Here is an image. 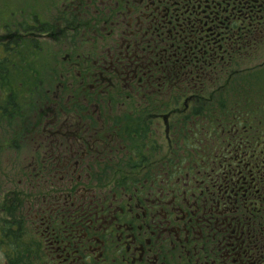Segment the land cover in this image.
<instances>
[{
	"label": "flooded vegetation",
	"instance_id": "flooded-vegetation-1",
	"mask_svg": "<svg viewBox=\"0 0 264 264\" xmlns=\"http://www.w3.org/2000/svg\"><path fill=\"white\" fill-rule=\"evenodd\" d=\"M37 4L0 264H264V0Z\"/></svg>",
	"mask_w": 264,
	"mask_h": 264
},
{
	"label": "rangeland",
	"instance_id": "rangeland-1",
	"mask_svg": "<svg viewBox=\"0 0 264 264\" xmlns=\"http://www.w3.org/2000/svg\"><path fill=\"white\" fill-rule=\"evenodd\" d=\"M32 5H33V10L29 8ZM30 12H34V13L39 12L37 0H0V34H3L4 32H7L9 30L15 31V32H17V30L20 31V29L22 30L24 25L19 24V23H22L23 20L28 19ZM19 52L25 53L23 49L19 50ZM31 57L32 55H29V59H28L29 64H27L28 68H31V70L34 68L37 69L36 64L33 62V57L32 58ZM11 59L15 62L20 61L21 59L20 53H18L15 56L13 55ZM13 76L14 75H12V77ZM0 100H1V97H0ZM34 112L35 111L26 113V110H25L23 118L16 119L15 121H13V123H11V125H8L6 120H4V119H7V117L1 116V113H0V182H1V185H2V182H5V177H11V178L13 177L14 184L18 182L19 178L22 177L21 171L23 170V167L25 165L24 164L25 160L27 161V159L25 158L27 156V149L24 148L21 152L20 151L16 152L15 150H9L8 146L17 144L18 140H20L21 138V135H20L21 133H18V130H20V127H21L19 126L20 123L21 122L23 123L25 121L23 120L24 118H26V120H28V118H31L33 121ZM32 121H30V123ZM15 125L16 127L13 128ZM29 144L32 145L31 142H29Z\"/></svg>",
	"mask_w": 264,
	"mask_h": 264
},
{
	"label": "trees",
	"instance_id": "trees-1",
	"mask_svg": "<svg viewBox=\"0 0 264 264\" xmlns=\"http://www.w3.org/2000/svg\"><path fill=\"white\" fill-rule=\"evenodd\" d=\"M21 49L25 53L19 52ZM5 53L6 58L0 60V97L2 100H0V113L1 116L7 117L4 120L8 125H11L16 119L23 118L25 110L26 113L36 111L38 103L42 101L44 95V90L39 84L43 75L35 68L32 70L28 68V59L31 53L23 42L16 41L14 49L6 48ZM18 53H20L21 59L15 62L11 57ZM12 64L17 66L14 72H10L8 69ZM12 75L14 76L12 77ZM21 123L19 126H22ZM15 127L16 125L13 128Z\"/></svg>",
	"mask_w": 264,
	"mask_h": 264
}]
</instances>
